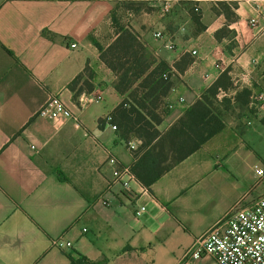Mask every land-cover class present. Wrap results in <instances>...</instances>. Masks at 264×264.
Masks as SVG:
<instances>
[{
	"label": "crops",
	"instance_id": "obj_1",
	"mask_svg": "<svg viewBox=\"0 0 264 264\" xmlns=\"http://www.w3.org/2000/svg\"><path fill=\"white\" fill-rule=\"evenodd\" d=\"M170 3L183 12L177 24L153 0H0V264H68L69 253L103 264H210L182 252L230 208L264 193L255 182L264 104L250 100L264 89V27L248 21L252 0ZM123 27L149 66L169 68L159 130L224 69L228 81L216 94L221 128L149 185L131 180V195L112 169L132 166L139 141L111 126L125 93L99 56ZM54 93L77 119L37 114ZM60 234L71 246L53 242Z\"/></svg>",
	"mask_w": 264,
	"mask_h": 264
},
{
	"label": "trees",
	"instance_id": "obj_2",
	"mask_svg": "<svg viewBox=\"0 0 264 264\" xmlns=\"http://www.w3.org/2000/svg\"><path fill=\"white\" fill-rule=\"evenodd\" d=\"M192 11V17L197 19V11ZM218 31H215L216 34ZM99 56L116 74L115 89L125 93V97L111 111L110 120L125 139L134 137L139 140L134 148L136 159L129 169L144 186L196 149L223 125L216 94L228 83L225 69L188 104L181 115L168 127L159 130L156 125L164 109H157L170 87L168 75H161L167 65L160 61L149 66L141 42L126 27L100 47ZM78 77L76 75L72 83ZM68 255V264H103V259L94 260L82 253Z\"/></svg>",
	"mask_w": 264,
	"mask_h": 264
},
{
	"label": "built area",
	"instance_id": "obj_3",
	"mask_svg": "<svg viewBox=\"0 0 264 264\" xmlns=\"http://www.w3.org/2000/svg\"><path fill=\"white\" fill-rule=\"evenodd\" d=\"M170 0H153V4L162 3L166 7ZM253 13L248 21L258 28L264 27V0H252ZM196 9V5H193ZM154 35H160L159 29H153ZM71 46L76 45L75 41L70 42ZM165 45L170 47L172 41L168 40ZM191 48V51H194ZM169 68L163 70L161 75L166 77ZM251 102L256 100L264 104V89L257 91L250 96ZM37 114L47 116L53 120L63 118L77 119V116L63 102L58 93L49 95L46 101L39 107ZM114 128L115 124H111ZM133 146V144H129ZM113 162V159L110 158ZM255 182L264 183V164L255 166ZM135 179L133 173L127 166L114 167L112 169V180L122 186L126 194L131 195L133 188L130 181ZM97 200L107 204L108 201L101 193ZM144 209L143 204L134 208L137 214ZM86 227H83L85 230ZM53 242L63 246H71V241L65 240L63 234L53 239ZM201 255L210 258V264H264V193L255 198L250 204L230 208L222 219L208 226L197 235L192 243L182 252V258L196 259Z\"/></svg>",
	"mask_w": 264,
	"mask_h": 264
},
{
	"label": "rangeland",
	"instance_id": "obj_4",
	"mask_svg": "<svg viewBox=\"0 0 264 264\" xmlns=\"http://www.w3.org/2000/svg\"><path fill=\"white\" fill-rule=\"evenodd\" d=\"M154 7L157 9V11H161V12L168 11V23L173 22V23L177 24V22L182 20L183 12H182V14L179 13L177 11V8L175 7V5L170 3V2L168 3V5L166 7H163L162 3H157V4L154 5ZM193 10H196V9H193ZM192 13H194V11H192ZM145 56L147 57V59H149V57L147 55H145ZM168 75H169V72H168ZM162 101H163V99H162ZM160 109H164L165 110L164 102L160 103V105H159L157 110H160Z\"/></svg>",
	"mask_w": 264,
	"mask_h": 264
}]
</instances>
